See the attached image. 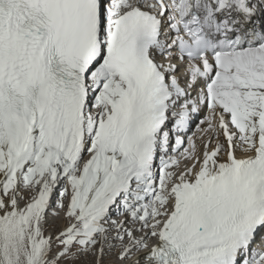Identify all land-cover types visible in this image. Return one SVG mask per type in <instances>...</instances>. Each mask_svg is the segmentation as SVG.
Segmentation results:
<instances>
[{
	"label": "snow or ice",
	"instance_id": "obj_1",
	"mask_svg": "<svg viewBox=\"0 0 264 264\" xmlns=\"http://www.w3.org/2000/svg\"><path fill=\"white\" fill-rule=\"evenodd\" d=\"M113 257L264 264V0H0V264Z\"/></svg>",
	"mask_w": 264,
	"mask_h": 264
},
{
	"label": "rangeland",
	"instance_id": "obj_2",
	"mask_svg": "<svg viewBox=\"0 0 264 264\" xmlns=\"http://www.w3.org/2000/svg\"><path fill=\"white\" fill-rule=\"evenodd\" d=\"M198 141V143H199V140H197ZM181 151H182V149H181ZM183 163H184V161H182L181 162V166H183ZM52 210H55V211H57V212H60V214H61V217H62V215H63V213H62V211L60 210V209H56L55 208V198H54V200H53V209ZM51 211V210H50ZM55 219H57L58 220V222H60V221H62V219L60 218V217H53V216H49V218H48V220H52V222H54L55 221ZM50 222V221H49ZM60 223L59 224H57V223H53V225L51 224H49L48 223V228H47V231H51V232H55L57 229H59L60 228ZM151 243V242H150ZM113 260L115 261V258H113ZM115 264H120V262L119 261H116L115 262Z\"/></svg>",
	"mask_w": 264,
	"mask_h": 264
},
{
	"label": "bare ground",
	"instance_id": "obj_3",
	"mask_svg": "<svg viewBox=\"0 0 264 264\" xmlns=\"http://www.w3.org/2000/svg\"><path fill=\"white\" fill-rule=\"evenodd\" d=\"M196 132V130L194 131V133ZM197 143H198V141H197ZM50 221V222H49ZM48 223L51 225H53V223H57V224H59L60 223V225H62V223H63V220L62 221H60V222H58V220L57 219H55V221L54 222H52V220H48ZM61 227V226H60ZM114 258V257H113ZM116 262V261H115Z\"/></svg>",
	"mask_w": 264,
	"mask_h": 264
}]
</instances>
